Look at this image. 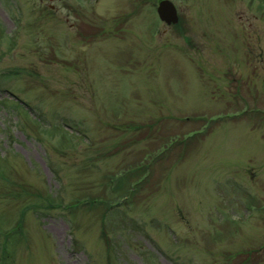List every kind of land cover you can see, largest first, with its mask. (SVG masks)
<instances>
[{"label":"rangeland","instance_id":"obj_1","mask_svg":"<svg viewBox=\"0 0 264 264\" xmlns=\"http://www.w3.org/2000/svg\"><path fill=\"white\" fill-rule=\"evenodd\" d=\"M172 1L0 0L3 264H264V0Z\"/></svg>","mask_w":264,"mask_h":264},{"label":"trees","instance_id":"obj_2","mask_svg":"<svg viewBox=\"0 0 264 264\" xmlns=\"http://www.w3.org/2000/svg\"><path fill=\"white\" fill-rule=\"evenodd\" d=\"M209 129H207V131H208ZM189 138H195V136H191V137H189ZM188 139H186V141H187ZM186 143V142H185ZM3 159V158H2ZM2 159L0 160V161H2ZM2 164V163H1ZM3 167V166H2ZM137 173V172H136ZM0 175L4 178V179H6V180H9L7 177H6V172H5V170H2V169H0ZM129 177H128V175L126 176H124L120 181H119V185H118V187H122L121 185L122 184H124V181H127V179H128ZM10 182V186H15L16 185V182L15 181H13V180H10L9 181ZM23 190H24V192L26 193V191L28 190V189H26V188H23ZM30 192H32L33 193V196L32 197H35L36 199H37V201H38V203H37V205H38V209H43L44 208V210H46V209H54V208H56L58 205V203L57 202H59L60 201V199L59 198H57L56 197V195L54 196V195H52V193H45V192H42V191H39V193L37 194V192H35V191H31V190H29ZM15 194H17L16 192H14ZM19 195V194H18ZM79 202L78 201H75V202H71L70 204H72V205H77ZM84 204L85 205H90L91 207H97V206H99V205H101L102 204V201H98L97 199H95V197H93V196H90L89 195V197H88V199L84 202ZM230 256V255H229ZM250 259H252V257H249ZM246 263V262H245ZM245 263H242V264H245ZM250 263V262H249Z\"/></svg>","mask_w":264,"mask_h":264},{"label":"water","instance_id":"obj_3","mask_svg":"<svg viewBox=\"0 0 264 264\" xmlns=\"http://www.w3.org/2000/svg\"><path fill=\"white\" fill-rule=\"evenodd\" d=\"M160 17L168 23H176L178 21V13L174 3L170 0H162L158 6Z\"/></svg>","mask_w":264,"mask_h":264}]
</instances>
